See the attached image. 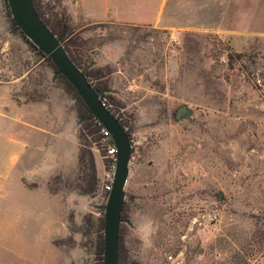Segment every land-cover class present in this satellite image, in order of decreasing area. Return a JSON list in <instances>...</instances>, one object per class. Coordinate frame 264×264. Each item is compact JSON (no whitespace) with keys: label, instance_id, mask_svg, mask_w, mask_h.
Returning a JSON list of instances; mask_svg holds the SVG:
<instances>
[{"label":"rangeland","instance_id":"obj_1","mask_svg":"<svg viewBox=\"0 0 264 264\" xmlns=\"http://www.w3.org/2000/svg\"><path fill=\"white\" fill-rule=\"evenodd\" d=\"M90 1L102 10L104 0ZM217 1L206 0L191 12L181 0L158 1L162 19L174 14L186 23L191 18L195 25L190 30L94 23L81 13L80 2L50 1L60 15L66 12L74 34L89 47L90 63L109 74L120 102L117 111L132 135L126 185V218L132 225L125 222L123 230L128 264L261 263L264 0ZM7 13L0 0V65L41 63L32 78H39L48 92L52 86L61 89L58 77L53 80L54 69ZM62 91L75 108L74 96ZM184 103L192 115L176 121ZM92 149L103 165L100 187L71 206L67 232L60 221L35 246L34 230L8 229L6 221L0 225V264H47L50 259L51 264H95V233L85 236V217H104L107 159L100 141ZM79 183L72 176L62 186L69 192ZM24 201L30 207L46 203L42 191L34 190ZM62 233L54 245L51 236Z\"/></svg>","mask_w":264,"mask_h":264},{"label":"crops","instance_id":"obj_2","mask_svg":"<svg viewBox=\"0 0 264 264\" xmlns=\"http://www.w3.org/2000/svg\"><path fill=\"white\" fill-rule=\"evenodd\" d=\"M73 1V4L80 2L81 13L94 23L152 25L167 30H190L195 25L191 18L180 23L174 14L162 19L163 4H157L159 0H104L102 10L93 6L90 0ZM182 2L188 12L206 4V0ZM153 5H156L154 11ZM219 20L220 25L222 16ZM40 64L30 66L27 62H12L0 65V215L6 214L0 216V225L7 221L8 229L28 230L30 227L34 230L35 246L45 242L46 230L60 221L67 232V214L73 204L78 205L79 197L84 196L77 187L66 192L62 186L68 177L75 176L78 180V113L64 100L63 88L52 86L48 92L39 78H32ZM112 89L110 93L115 94L117 90ZM97 162L101 171L103 165L99 160ZM32 190L42 191L46 200L44 206H27L24 198ZM65 233L52 235L53 244ZM51 262L50 259L47 264ZM260 262L264 264V256Z\"/></svg>","mask_w":264,"mask_h":264},{"label":"water","instance_id":"obj_3","mask_svg":"<svg viewBox=\"0 0 264 264\" xmlns=\"http://www.w3.org/2000/svg\"><path fill=\"white\" fill-rule=\"evenodd\" d=\"M5 9L14 20V28H21L24 34L36 45L37 50L50 57L56 65L53 70V80L64 75L76 88L74 99L81 97L89 107L86 116L79 119L82 123L94 116L107 128L117 147L114 181L108 193L104 211V264H119L120 225L132 222L122 217L126 201V185L130 174V162L133 143L127 128L102 99V95L113 92L112 88L103 90L94 86L87 75V70L95 64L92 61L83 71L72 60L66 50L61 36L56 35L34 7L33 0H4ZM193 109L187 103L182 104L176 111V121L190 118ZM223 199L220 192L219 200Z\"/></svg>","mask_w":264,"mask_h":264},{"label":"trees","instance_id":"obj_4","mask_svg":"<svg viewBox=\"0 0 264 264\" xmlns=\"http://www.w3.org/2000/svg\"><path fill=\"white\" fill-rule=\"evenodd\" d=\"M50 1L51 0H33V3L39 16L44 20L49 28L56 35L62 37L61 40L72 60L79 68L85 71L88 64L92 60L89 47L86 46L82 40L80 41L79 37L74 34L73 28H71V26L68 24L66 12L63 11V14L60 15V12L56 10V4H52ZM55 1L59 2V0ZM7 15L10 17L8 13ZM10 20L14 25L15 22L11 17ZM17 31L29 43L33 50L37 51L39 55L46 58L52 69H56V65L52 59L45 55L42 51L37 50L36 45L24 34L21 28L18 27ZM87 75L90 82L98 89L103 90L106 88H113L111 79H108L109 74H105L101 68L93 66L87 70ZM58 83L68 94L74 96L77 93L76 88L64 75H59ZM102 99L112 110V112L117 115L122 124L127 128L130 138L132 139L131 132L128 128V122L124 120L117 111V105H119L120 102L116 98L115 94L110 92L104 93L102 95ZM75 109L79 118H83L89 112V107L81 97L76 98ZM101 127L102 125L98 123V120L94 116L87 118L79 126L80 151L78 179L81 181V183L78 184V188L83 194H92L100 187L101 177L99 175L97 157L94 150L92 149V143L100 141L102 137L100 132ZM108 193L109 191L105 190V198H107ZM127 207L128 204L127 201H125L122 212L123 218L129 215L127 212ZM102 212L104 213V209ZM85 218L86 222L88 223L86 230L84 231L85 236L95 233V240L93 241L95 264H104V217L94 220L92 215H86ZM126 225L127 224L125 222H122L120 225L119 264H128L130 262L129 254L127 253L125 244L123 242V230ZM259 246L262 250H264V243H261ZM262 253V256H264V251Z\"/></svg>","mask_w":264,"mask_h":264},{"label":"built area","instance_id":"obj_5","mask_svg":"<svg viewBox=\"0 0 264 264\" xmlns=\"http://www.w3.org/2000/svg\"><path fill=\"white\" fill-rule=\"evenodd\" d=\"M172 41L177 45L180 44V41L176 37H173ZM98 123L101 124L99 121ZM100 132L102 134V137L100 139V147L102 148V150L105 151V153L102 154V157L104 160L107 159V162L104 163L105 166L104 167L105 172L103 176L104 189L110 191L114 181L117 147L107 128H105L102 125Z\"/></svg>","mask_w":264,"mask_h":264},{"label":"flooded vegetation","instance_id":"obj_6","mask_svg":"<svg viewBox=\"0 0 264 264\" xmlns=\"http://www.w3.org/2000/svg\"><path fill=\"white\" fill-rule=\"evenodd\" d=\"M126 218V217H125ZM127 223V222H126Z\"/></svg>","mask_w":264,"mask_h":264}]
</instances>
